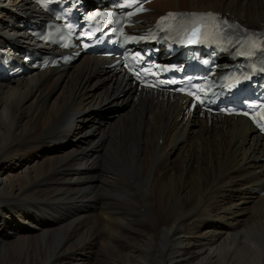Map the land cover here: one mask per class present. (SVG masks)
Returning a JSON list of instances; mask_svg holds the SVG:
<instances>
[{
  "label": "bare ground",
  "instance_id": "bare-ground-1",
  "mask_svg": "<svg viewBox=\"0 0 264 264\" xmlns=\"http://www.w3.org/2000/svg\"><path fill=\"white\" fill-rule=\"evenodd\" d=\"M4 4L0 42L23 43L36 12ZM153 7L264 24V0ZM102 64L0 83V264H264V140L241 119L186 120Z\"/></svg>",
  "mask_w": 264,
  "mask_h": 264
},
{
  "label": "snow or ice",
  "instance_id": "snow-or-ice-1",
  "mask_svg": "<svg viewBox=\"0 0 264 264\" xmlns=\"http://www.w3.org/2000/svg\"><path fill=\"white\" fill-rule=\"evenodd\" d=\"M174 14L173 13H169L168 14V17H172ZM209 17H211L212 16V14L211 13H208L207 14ZM167 17H165V18H162V19H166ZM197 32H198V29H193V35L194 36H196V38L198 39L199 37L197 36ZM192 42H196V40H193Z\"/></svg>",
  "mask_w": 264,
  "mask_h": 264
},
{
  "label": "rangeland",
  "instance_id": "rangeland-1",
  "mask_svg": "<svg viewBox=\"0 0 264 264\" xmlns=\"http://www.w3.org/2000/svg\"><path fill=\"white\" fill-rule=\"evenodd\" d=\"M0 1H2V0H0ZM4 5H8V1H6ZM106 112H107V111H106ZM161 168H162V166H161Z\"/></svg>",
  "mask_w": 264,
  "mask_h": 264
}]
</instances>
